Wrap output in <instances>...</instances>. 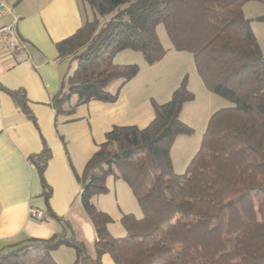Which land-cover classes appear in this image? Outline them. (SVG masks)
<instances>
[{"label":"trees","instance_id":"16d2710c","mask_svg":"<svg viewBox=\"0 0 264 264\" xmlns=\"http://www.w3.org/2000/svg\"><path fill=\"white\" fill-rule=\"evenodd\" d=\"M248 1L83 0L95 17L56 45L59 58L77 62L62 81L57 113L73 95L77 104L115 100L109 84H125L140 71L138 64L116 63L118 52H141L148 64L163 59L169 49L159 24L174 50L193 55L206 88L233 105L212 114L200 149L177 173L171 148L178 135L194 130L181 119L184 104L196 97L186 76L170 100H152L155 116L146 127L114 126L76 174L97 236L96 256L74 236L54 235L0 252V264H58L52 252L61 246L76 250L75 264H101L104 254L116 264H264V53L245 16ZM9 93L32 116L25 91ZM50 158L47 147L32 157L47 203ZM110 175L129 185L143 212L121 217L123 237L110 233L112 216L93 202L109 190Z\"/></svg>","mask_w":264,"mask_h":264},{"label":"crops","instance_id":"0c3cea01","mask_svg":"<svg viewBox=\"0 0 264 264\" xmlns=\"http://www.w3.org/2000/svg\"><path fill=\"white\" fill-rule=\"evenodd\" d=\"M4 1L12 12L0 19V25L17 19L26 51L8 50L0 38V252L27 244L31 239L54 235L74 236L93 252L97 236L79 198L81 186L76 174L82 173L99 144L105 141L106 133L116 125L146 127L155 116L152 100L164 103L171 99L186 76L191 91L194 92V80L208 99L207 108L213 107L216 95L209 93L195 65L191 69L193 78L190 72L178 69L183 65L181 59L186 58L184 52L167 48L165 57L150 65L143 56L134 53L138 51L127 49L114 56L115 62L135 61L141 64V69L129 82L123 84L116 80L109 85L108 89L117 94L115 100L77 104V96L73 95L63 102V111L57 113L55 101L59 100L56 97L62 81L77 66L70 57L59 58L56 45L92 19L93 11L83 0ZM168 61H174L171 64L174 69L166 73L163 68ZM187 61L190 63L188 58ZM14 90L25 91L32 116L10 95L9 91ZM72 108L73 111L68 112ZM216 111L213 109L209 115ZM183 142L190 143L186 134L178 135L171 148L173 166L178 173L181 170L175 167L173 153L177 144ZM45 147L51 152L45 170L46 182L52 190L48 203L42 196V181L32 160L33 155L40 154ZM183 150L187 152V147ZM189 163L188 160L183 164L185 171ZM31 207L48 209L53 214L52 219L49 222L31 219ZM62 220L67 221L69 227ZM71 248L61 246L54 250L55 261L75 264L76 251ZM101 264L116 263L109 254H104Z\"/></svg>","mask_w":264,"mask_h":264},{"label":"rangeland","instance_id":"374dc122","mask_svg":"<svg viewBox=\"0 0 264 264\" xmlns=\"http://www.w3.org/2000/svg\"><path fill=\"white\" fill-rule=\"evenodd\" d=\"M244 12L245 16L251 20V26L252 30L254 31L255 35L257 36V39L259 41V44L261 46V49L264 53V20H261L260 17H264V0H250L248 1L244 6ZM95 17V13L93 12L92 19ZM101 20H104V18H101ZM158 35L163 43V45L166 48H170L171 50H174L172 48L171 40L166 32L164 24H159L157 29ZM184 52L183 55L186 56V58L181 59L183 65L180 66L178 69L185 70L187 72H190L191 69L195 67L194 65V59L193 55L188 51H182ZM137 53L136 55H139L141 58L143 54L141 52H134ZM144 58V56H143ZM190 60V63L189 61ZM73 65L77 66L76 60H74L73 57H70L69 59ZM145 60V58H144ZM146 62V61H145ZM174 61H168V63L164 64L166 73L167 70L174 69V67L171 65ZM147 63V62H146ZM126 64H138L137 62H129ZM152 65V64H150ZM163 66V67H164ZM141 69V66H140ZM177 69V68H176ZM174 71V70H173ZM140 72V71H139ZM177 71H174V74ZM161 73H164L161 71ZM177 74V73H176ZM191 77L193 78V75L191 74ZM112 83V82H111ZM110 83V84H111ZM109 84V85H110ZM109 87V86H108ZM192 88H194V93L197 94V98H195L192 101H189L188 103H185L184 111L182 110V119L186 124L191 126L194 130L191 134H186V137L190 139V143L185 144V142L180 144H177L175 150H174V162L175 167L178 170H181V172L185 171L183 168V164L185 162L191 161L192 157L197 153V151L201 147L203 134L207 128L208 121L211 115L212 110H218L220 108L228 107L233 105V103L221 96H218L212 92L209 91V93H212L213 95H216L217 101L214 102V105L211 109L207 108L208 99L204 97L202 94V91L198 89L197 85L195 84L194 80L192 82ZM205 89V88H204ZM170 100V99H169ZM189 122V123H188ZM189 145V146H188ZM187 147V152H184V148ZM180 172V173H181ZM178 173V172H177ZM107 186L109 190L105 193L96 195L93 198L94 204L101 210L109 213L113 221L109 223L108 229L110 233L115 237H123L127 234V230L124 227V225L121 222V217L124 214L127 213H133L138 218H141L143 216L142 209L140 205L138 204V201L132 191V189L129 187V185L123 180L119 178H115L113 175H110L107 178ZM22 245L15 246L13 248H19ZM12 249V248H11ZM68 249V248H63ZM71 249H74L73 247ZM76 251V250H74ZM92 251L90 249H87V252L90 256L95 257L96 256V249L94 247L92 248ZM53 254V252H52ZM53 256V255H52ZM54 258V257H53Z\"/></svg>","mask_w":264,"mask_h":264},{"label":"built area","instance_id":"2783aa9c","mask_svg":"<svg viewBox=\"0 0 264 264\" xmlns=\"http://www.w3.org/2000/svg\"><path fill=\"white\" fill-rule=\"evenodd\" d=\"M12 12V8L4 0H0V19ZM0 38L4 42L6 48L16 53H24L26 51V43L20 37L18 32V20L11 21L0 25ZM30 218L38 222H49L52 217L45 209L31 207L29 209Z\"/></svg>","mask_w":264,"mask_h":264},{"label":"water","instance_id":"95a60500","mask_svg":"<svg viewBox=\"0 0 264 264\" xmlns=\"http://www.w3.org/2000/svg\"><path fill=\"white\" fill-rule=\"evenodd\" d=\"M58 100L55 101V105L57 104Z\"/></svg>","mask_w":264,"mask_h":264}]
</instances>
